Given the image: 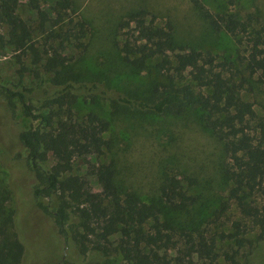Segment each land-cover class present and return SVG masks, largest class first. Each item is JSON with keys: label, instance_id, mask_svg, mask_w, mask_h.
Wrapping results in <instances>:
<instances>
[{"label": "trees", "instance_id": "16d2710c", "mask_svg": "<svg viewBox=\"0 0 264 264\" xmlns=\"http://www.w3.org/2000/svg\"><path fill=\"white\" fill-rule=\"evenodd\" d=\"M191 1L211 29L226 31L244 44V68L218 61L211 53L187 44L178 38L173 22L161 26L154 16L148 20L150 12L145 8H138L120 19L114 34L123 65L156 70L159 80L154 79L147 92L138 95L113 84L121 75L112 60L96 76L64 61L65 41H79L88 31L76 0H56L51 17L57 28L45 40L58 39L59 46L48 48L44 42L43 49L33 28L18 13V1L0 0V52L12 46L15 51L30 53L46 73L53 74L51 78L42 76L41 83L32 87L15 88L0 80V94L12 106L20 102L25 116L39 120L20 133L26 157L4 160L9 179L0 190V264L38 259L29 258L34 243L27 236L47 254L45 263L51 264L36 233L20 230L15 218L21 212L45 231L58 226L75 264H83L85 257L86 264L106 263L102 256L89 255L90 243L99 250L104 246L100 239L92 238L99 233L117 235L115 247L105 256L117 253L123 260L120 264H246L239 258L240 250L264 240V119L253 102L243 97L244 90L264 83V22L253 14L213 12L201 0ZM29 2L44 21L49 20L41 0ZM69 11L77 15L76 20H65ZM4 26L7 34L2 31ZM83 48L81 57L88 46ZM78 63L79 59L73 64ZM102 98L114 106L155 115L181 116L190 109L202 112L204 127L221 144L219 172L228 188L227 199L220 201L207 223L218 222L235 203L241 217L232 221L228 232L210 236L197 226L189 229L174 220V213H186L199 201L175 177L167 176L161 184L165 208L132 190H122L115 182L114 162L98 166L99 191L92 189L85 175L74 172L76 157L105 155L111 147V140L105 137L111 122L102 110ZM84 107L88 110L82 114ZM253 231H257L254 237Z\"/></svg>", "mask_w": 264, "mask_h": 264}, {"label": "rangeland", "instance_id": "374dc122", "mask_svg": "<svg viewBox=\"0 0 264 264\" xmlns=\"http://www.w3.org/2000/svg\"><path fill=\"white\" fill-rule=\"evenodd\" d=\"M17 1L18 13L33 28L34 38L39 41L40 47L44 48V42L48 48L51 45L59 46L58 39L47 42L45 40L51 29L57 28L52 25L51 17L54 15L53 6L56 0H41L42 8L49 13V20L45 21L31 6L30 0ZM201 1L213 12H236L243 17L253 14L264 22V0ZM76 6L80 17L88 23V31L79 41H65V50H62L64 61H68L76 70L86 75L96 76L106 70L108 61L112 60L115 62L114 67L119 69V76L121 75V78H116L118 81L113 80V84L116 87L126 86L138 95L145 94L154 79L159 80L156 70L152 66L137 70L123 65L114 41L120 19L129 11L138 8H145L150 12L148 20L154 16L155 23L161 26H165L170 20L174 23L179 39L204 53H211L218 61L232 62L234 67L240 69L245 66L242 59L246 53L244 44L239 43L235 36L226 31L211 29L191 0H76ZM69 12L65 20H76L77 15ZM2 31L7 34V27L4 26ZM80 41L88 46L84 57H81L80 52L84 45L78 46ZM78 59L79 63L73 64ZM44 75L48 78L53 76L52 73H46L42 63H36L30 53L15 51L12 46H7L0 52L2 83L15 88L32 87L39 85ZM243 97L253 102L257 114L264 119V83H255L253 90H244ZM101 105L105 116L111 122L110 129L105 134V137L111 140V147L105 155L88 153L76 157L75 173L85 175L92 189L99 191L101 186L97 174L98 166L102 162H114L115 182L122 190H132L144 200L159 202L162 207H165V204L160 196L161 184L167 176L175 177L181 181L188 193L199 196L198 203L188 212L174 213L175 221H182L189 229L197 226L210 236L217 235L222 230H230L232 221L241 217L237 205L233 202L218 222L207 223L220 201L227 199L228 188L221 180L219 172L221 144L204 127L201 111L194 113L190 109L191 112H185L181 116L155 115L123 105L114 106L111 100L103 98ZM82 110L83 114L88 108L84 107ZM38 123L39 120L24 115L20 102L15 101V106H12L11 102L0 94V190L9 179L5 158L26 157L27 148L20 140V133ZM6 203L9 205L10 202ZM15 219L21 231L26 233L33 230L36 233L50 254L51 264H75L58 226H54L52 232L45 231L23 212ZM99 234L92 238L97 237L104 246L99 250L90 243L89 255L102 256L105 264H120L123 260L117 253H112L111 258L105 256L111 253V247H115L117 235ZM256 235L257 231H253L252 236ZM26 238L29 243H34L29 258L38 259L24 264H46L47 254L37 248L38 245L32 237ZM220 244H225V241ZM239 258L246 264H264V240L256 243L251 249H241ZM87 261L85 257L83 264Z\"/></svg>", "mask_w": 264, "mask_h": 264}]
</instances>
